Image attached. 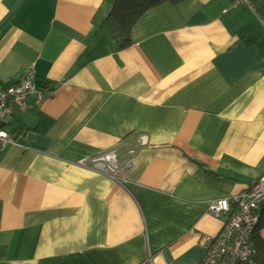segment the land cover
<instances>
[{
	"label": "crops",
	"instance_id": "obj_1",
	"mask_svg": "<svg viewBox=\"0 0 264 264\" xmlns=\"http://www.w3.org/2000/svg\"><path fill=\"white\" fill-rule=\"evenodd\" d=\"M114 1L0 0V83L44 91L3 127L0 264H198L264 174V0L152 6L124 46ZM133 144L124 186L77 163Z\"/></svg>",
	"mask_w": 264,
	"mask_h": 264
},
{
	"label": "built area",
	"instance_id": "obj_2",
	"mask_svg": "<svg viewBox=\"0 0 264 264\" xmlns=\"http://www.w3.org/2000/svg\"><path fill=\"white\" fill-rule=\"evenodd\" d=\"M235 2L248 0H234ZM264 23V17L261 18ZM44 91L36 88L34 76L22 75L9 85L0 83V147L16 144L15 138L4 127L7 117L16 109L27 108V98L33 97L37 103ZM142 143V142H141ZM139 143V144H141ZM137 144L129 145L123 150L110 148L94 156H84L77 163L104 174L120 185L128 181L127 175L134 168ZM264 200V174L259 176L248 190L229 197L216 198L209 202L208 212L212 216L225 215L221 233L216 237L204 238L205 251L198 264H236L252 262V252L248 237L258 221V209ZM146 261L151 262V255Z\"/></svg>",
	"mask_w": 264,
	"mask_h": 264
},
{
	"label": "trees",
	"instance_id": "obj_3",
	"mask_svg": "<svg viewBox=\"0 0 264 264\" xmlns=\"http://www.w3.org/2000/svg\"><path fill=\"white\" fill-rule=\"evenodd\" d=\"M183 0H115L111 10L105 17V25L111 31L113 37L118 41L120 46L126 45L130 41V30L138 17L148 8L162 3H177ZM258 209V221L249 234L248 242L252 252V262L257 264V258H261L264 264V240L260 236L259 228L264 223L262 210ZM238 262L236 264H240ZM250 264L248 262H245Z\"/></svg>",
	"mask_w": 264,
	"mask_h": 264
},
{
	"label": "rangeland",
	"instance_id": "obj_4",
	"mask_svg": "<svg viewBox=\"0 0 264 264\" xmlns=\"http://www.w3.org/2000/svg\"><path fill=\"white\" fill-rule=\"evenodd\" d=\"M241 263H245V262H241Z\"/></svg>",
	"mask_w": 264,
	"mask_h": 264
}]
</instances>
